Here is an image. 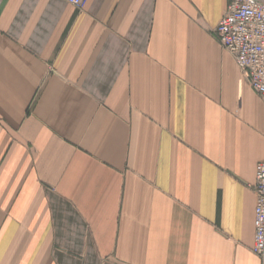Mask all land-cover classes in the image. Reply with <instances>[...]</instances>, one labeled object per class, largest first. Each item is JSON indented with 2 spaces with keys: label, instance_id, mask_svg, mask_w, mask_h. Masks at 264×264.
I'll return each mask as SVG.
<instances>
[{
  "label": "crops",
  "instance_id": "crops-1",
  "mask_svg": "<svg viewBox=\"0 0 264 264\" xmlns=\"http://www.w3.org/2000/svg\"><path fill=\"white\" fill-rule=\"evenodd\" d=\"M226 5L0 0V264H264Z\"/></svg>",
  "mask_w": 264,
  "mask_h": 264
},
{
  "label": "built area",
  "instance_id": "built-area-1",
  "mask_svg": "<svg viewBox=\"0 0 264 264\" xmlns=\"http://www.w3.org/2000/svg\"><path fill=\"white\" fill-rule=\"evenodd\" d=\"M76 10H83L88 0H65ZM214 37L228 52L249 88L264 103V1L227 0L225 12ZM254 239L251 253L264 260V160L255 166Z\"/></svg>",
  "mask_w": 264,
  "mask_h": 264
},
{
  "label": "rangeland",
  "instance_id": "rangeland-1",
  "mask_svg": "<svg viewBox=\"0 0 264 264\" xmlns=\"http://www.w3.org/2000/svg\"><path fill=\"white\" fill-rule=\"evenodd\" d=\"M221 46V45H220ZM222 47V46H221Z\"/></svg>",
  "mask_w": 264,
  "mask_h": 264
}]
</instances>
